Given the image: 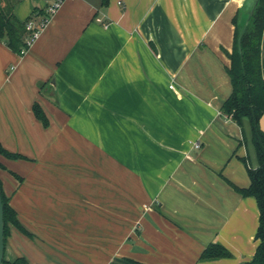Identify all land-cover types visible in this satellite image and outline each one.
I'll return each mask as SVG.
<instances>
[{"label":"crops","instance_id":"obj_1","mask_svg":"<svg viewBox=\"0 0 264 264\" xmlns=\"http://www.w3.org/2000/svg\"><path fill=\"white\" fill-rule=\"evenodd\" d=\"M252 2L66 0L23 55L0 42V143L29 159L0 156V181L31 234L9 224L5 261L244 264L253 257L255 199L227 181L249 185L240 158L254 165V152L220 113L231 92L224 51L232 19L242 23ZM44 5L20 0L13 13L24 20ZM260 66L264 78V31ZM35 103L47 126L34 116ZM259 124L264 131V113ZM213 243L231 258L200 261Z\"/></svg>","mask_w":264,"mask_h":264},{"label":"trees","instance_id":"obj_2","mask_svg":"<svg viewBox=\"0 0 264 264\" xmlns=\"http://www.w3.org/2000/svg\"><path fill=\"white\" fill-rule=\"evenodd\" d=\"M20 0H0V42L10 51L21 56L29 48V39L33 30H28L26 24L36 14L43 11L34 8L31 15L19 20L13 13L14 6ZM108 0H101L105 7ZM234 26L232 47L225 52L229 59V66L225 68L230 81L231 92L220 106V113L232 119L242 130V141L248 142L254 152V165L248 157H242L249 185L240 188L229 181L232 189L243 197L251 196L258 208V225L255 240L258 242L253 257L244 264H264V131L260 128V118L264 113V78L261 73L260 55L261 41L264 31V0H256L247 23L239 28L237 15L233 17ZM34 116L48 125V120L35 103L32 106ZM245 126L248 129L246 136ZM0 156L10 160H29L27 157L5 149L0 143ZM0 168L4 166L0 163ZM10 174L18 181L22 178L14 172ZM0 193L3 204L4 240L8 234L9 224L21 233L31 237L18 222L16 211L9 205V198L5 195L0 181ZM231 258V253L222 245L213 243L207 245L199 256L200 261ZM3 264H27L24 258H15L12 262L3 260Z\"/></svg>","mask_w":264,"mask_h":264},{"label":"built area","instance_id":"obj_3","mask_svg":"<svg viewBox=\"0 0 264 264\" xmlns=\"http://www.w3.org/2000/svg\"><path fill=\"white\" fill-rule=\"evenodd\" d=\"M43 1L45 5L43 8H41V10L43 11L42 15H39V13L37 14L36 12V16L38 17L40 16L39 20L35 21L34 19H31L26 24V28L28 30H33L32 36L28 42L29 46L34 41V39L37 37L41 28H43V26L47 23L50 17H52L57 12V10L60 8L62 3L66 0H43ZM170 88H172V86H170ZM193 146L196 148L199 147L198 143H193Z\"/></svg>","mask_w":264,"mask_h":264},{"label":"water","instance_id":"obj_4","mask_svg":"<svg viewBox=\"0 0 264 264\" xmlns=\"http://www.w3.org/2000/svg\"><path fill=\"white\" fill-rule=\"evenodd\" d=\"M255 2L256 0H253L251 7L248 11V14L246 16V19L242 22L243 24L242 23L238 24L239 28H242L247 23V19L252 12ZM3 260H4V222H3V204H2V198H1V193H0V264H3Z\"/></svg>","mask_w":264,"mask_h":264},{"label":"rangeland","instance_id":"obj_5","mask_svg":"<svg viewBox=\"0 0 264 264\" xmlns=\"http://www.w3.org/2000/svg\"><path fill=\"white\" fill-rule=\"evenodd\" d=\"M243 24V23H242ZM242 26V25H241ZM26 161H29V160H26Z\"/></svg>","mask_w":264,"mask_h":264}]
</instances>
